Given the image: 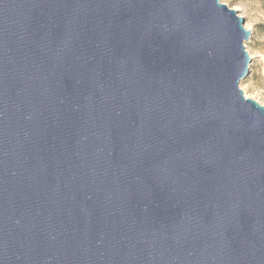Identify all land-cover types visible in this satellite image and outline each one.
Returning a JSON list of instances; mask_svg holds the SVG:
<instances>
[{
	"label": "water",
	"instance_id": "obj_1",
	"mask_svg": "<svg viewBox=\"0 0 264 264\" xmlns=\"http://www.w3.org/2000/svg\"><path fill=\"white\" fill-rule=\"evenodd\" d=\"M220 0H0V264H264V106Z\"/></svg>",
	"mask_w": 264,
	"mask_h": 264
},
{
	"label": "rangeland",
	"instance_id": "obj_2",
	"mask_svg": "<svg viewBox=\"0 0 264 264\" xmlns=\"http://www.w3.org/2000/svg\"><path fill=\"white\" fill-rule=\"evenodd\" d=\"M229 8L237 10L245 20L244 26L250 30L245 40L249 53L248 74L240 81L239 87L247 98L264 106V0H220Z\"/></svg>",
	"mask_w": 264,
	"mask_h": 264
}]
</instances>
